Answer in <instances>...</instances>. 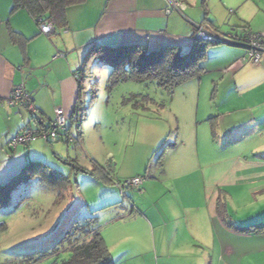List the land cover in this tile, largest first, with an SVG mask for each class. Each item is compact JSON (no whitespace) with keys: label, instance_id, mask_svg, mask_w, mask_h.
Segmentation results:
<instances>
[{"label":"crops","instance_id":"0c3cea01","mask_svg":"<svg viewBox=\"0 0 264 264\" xmlns=\"http://www.w3.org/2000/svg\"><path fill=\"white\" fill-rule=\"evenodd\" d=\"M177 1L182 4L181 11L165 14L167 0H86L68 8L66 26L52 25L53 32L46 36L24 9L11 13V0H0V185L29 162H35L32 151L41 141L10 153L6 143L25 128L44 127L53 119L57 107L67 117L72 113L78 90L73 72L91 45L109 48L140 45L148 52L162 46L188 50L196 26L204 22L197 23L187 17L197 7V1ZM234 1L237 11L227 30L237 29L240 24L251 32L264 34V8L255 4L254 14L247 13L243 9L246 0ZM207 24L212 27L214 23ZM9 31L18 34L16 42L11 41ZM227 46L236 52L229 56L225 68L219 70L224 75L218 83L223 84L216 87L215 94L226 90L229 81L233 84L236 81L237 90L234 89L226 105L235 106L232 109L238 111L243 104L250 112H259L247 122L257 123V129L262 131L260 137L250 152L241 150L239 143L230 137L235 127L231 123L240 116L230 112L219 116L216 124L219 137L214 134L205 139L203 132L195 130L183 153L180 146L173 144L170 152L173 160L166 157L159 174L144 179L142 193L136 195L135 202L125 197L131 211L136 213L115 220L114 225H106L102 231L99 229L113 264L116 261L112 249L121 243L125 250L120 257L129 253L123 264L129 258H135V264L145 263L138 250L145 247L138 237L149 232L153 237L152 264H264V234L238 233L226 225L231 223L227 219L229 204L238 201V196L252 204H257V196L264 199V153L261 152L264 151V56L258 63L238 66L244 48ZM19 84L31 95L42 121L32 119L21 106L7 104L10 90ZM232 101L237 102L231 105ZM68 126L71 128L70 121ZM140 174L142 171L136 170L122 178ZM26 184L15 189L10 197L19 194ZM218 202L224 205L223 217L217 212ZM263 223L264 213L258 219L231 224L245 227Z\"/></svg>","mask_w":264,"mask_h":264},{"label":"rangeland","instance_id":"374dc122","mask_svg":"<svg viewBox=\"0 0 264 264\" xmlns=\"http://www.w3.org/2000/svg\"><path fill=\"white\" fill-rule=\"evenodd\" d=\"M195 1L197 7L191 16H187L191 20L204 22L205 26L217 32H226L228 25L233 24L237 11L234 0ZM246 1L243 9L247 13L254 14L257 4L264 8V0ZM207 22L214 24L211 27ZM234 49L220 43L209 45L201 64V75L176 86L172 96L154 84L131 81L108 92L106 85L111 67L101 63L93 66L96 98L90 102L89 85L86 84L82 93L86 114L79 130L80 136L76 137L74 126L71 130L77 142L71 145L38 142L32 151L36 155L32 158L35 162L48 165L51 171L65 177L67 184L63 188L59 183L48 187L33 178L19 194L0 204V264H58L67 260L70 254L59 241L74 222L93 217L96 219L95 227L102 231L106 225H114L115 220L136 213L131 211L125 197L129 196L135 202L142 189L125 188L121 194L114 183L122 184L127 180L122 177L136 170L142 171L140 177L145 180L155 178L161 170L156 163L158 157L173 160L170 153L173 144L180 146L183 153L188 147L189 137L195 136V130L203 132L205 139L214 134L219 137L216 131L219 116L224 117L230 112L240 116L238 121L231 123L235 127L230 137L239 143L241 150L250 152L262 131L257 129V123L253 120L247 122V119L259 112H250L247 110L250 108L243 104L239 105V110L236 108L238 111L232 109L235 106L226 105L237 90L236 81L234 84L229 81L226 90L220 89L217 96L215 94L216 87L223 84L218 83L224 75L219 70L225 68L229 56L236 52ZM227 80L224 79L225 82ZM262 142L264 144V139ZM97 166L108 174L109 182L102 178ZM256 199L257 204H252L238 196V201L229 204L228 221L236 225L261 217L264 199L258 196ZM260 213L262 215H258ZM110 215L113 218L110 219ZM138 238L145 247L138 249L145 260L142 264H152V234L149 232ZM123 250V243L112 249L116 264H123L127 259L129 253L124 258L120 257ZM127 264H135V258H129Z\"/></svg>","mask_w":264,"mask_h":264},{"label":"trees","instance_id":"16d2710c","mask_svg":"<svg viewBox=\"0 0 264 264\" xmlns=\"http://www.w3.org/2000/svg\"><path fill=\"white\" fill-rule=\"evenodd\" d=\"M85 1L11 0L10 12L13 13L22 8L32 19L41 18L43 21L51 23L53 27L62 28L67 23V9L83 4ZM9 36L11 41L16 42L18 34L9 31ZM209 45H215V43L193 40L192 38L190 46L185 52L177 46H162L148 52L145 46L140 45H121L110 48L91 45L85 52L79 68L75 70L79 72L80 78L77 81V96L71 113V115H75V119H70V132L76 123L74 126L76 137L80 136L79 130L86 114V108L82 105V93L86 84L89 85L90 102L96 98V82L92 70L94 64H107L111 67L106 85L108 92L121 83L131 81L145 85L154 84L158 89L164 90L169 96H172V91L176 86L201 75L203 71L201 64L206 58V49ZM147 101L151 100L147 98ZM162 160V156H159L157 165L161 166ZM36 168L38 169L36 170ZM97 170L103 179H108V174L101 167ZM33 178L40 180L48 187H54L55 183H59L63 188L67 184V179L57 172L51 171L48 165L29 162L9 181L0 185V204L7 203L15 189L25 185ZM216 209L219 216H225L223 204L218 202ZM95 225L96 219L90 217L81 222H74L66 230L59 244L66 246L70 257L58 264H113L108 248ZM226 225L238 233L264 234V223L245 227L234 226L231 223H226Z\"/></svg>","mask_w":264,"mask_h":264},{"label":"built area","instance_id":"2783aa9c","mask_svg":"<svg viewBox=\"0 0 264 264\" xmlns=\"http://www.w3.org/2000/svg\"><path fill=\"white\" fill-rule=\"evenodd\" d=\"M168 7L165 10V14H169L172 11H181L182 4L180 1L167 0ZM38 28L41 34L50 35L53 32L52 24L43 21L41 18L36 19ZM193 40H199L210 43H220L231 46H239L244 48V56L237 61V65L241 66L245 63H258L264 56V34L254 33L247 30L246 27H238L237 29L228 30L226 32L213 31L209 26L199 25L196 26V30L192 37ZM59 56V54H58ZM73 78L79 81V72L73 73ZM7 104L9 106H21L25 109L34 120L42 121L39 112L36 109L31 95L25 90L24 86L19 84L14 86L8 96ZM75 119V115L69 117L65 116L62 108H55L53 111V119L48 121L44 127L37 129L25 128L16 134L11 140H9L5 148L7 151L12 152L18 147H26L33 141H41L45 144H52L61 142L66 145L74 144L77 139L71 135L69 130L68 121ZM76 123H74V126ZM144 182V178L135 176L127 179L122 184L114 183V186L122 194L125 188L133 189L136 191L141 190V186Z\"/></svg>","mask_w":264,"mask_h":264}]
</instances>
